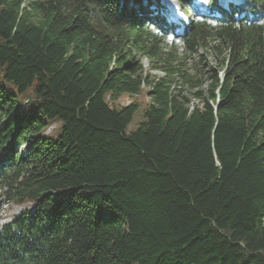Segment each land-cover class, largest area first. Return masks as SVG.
I'll list each match as a JSON object with an SVG mask.
<instances>
[{
	"label": "trees",
	"instance_id": "1",
	"mask_svg": "<svg viewBox=\"0 0 264 264\" xmlns=\"http://www.w3.org/2000/svg\"><path fill=\"white\" fill-rule=\"evenodd\" d=\"M244 1L178 32L158 0H0V206L33 205L0 264H264V0Z\"/></svg>",
	"mask_w": 264,
	"mask_h": 264
},
{
	"label": "rangeland",
	"instance_id": "2",
	"mask_svg": "<svg viewBox=\"0 0 264 264\" xmlns=\"http://www.w3.org/2000/svg\"><path fill=\"white\" fill-rule=\"evenodd\" d=\"M159 4H162L163 6L167 7L174 15L175 17H181L182 21L187 20L185 18L184 14H180V11L178 10V5L175 2V0H158ZM193 8L201 10V11H205V9H208L209 5L211 4V2L213 0H193ZM233 2H239V0H217V2H215L217 5L222 6V7H226V5L228 4H232ZM153 2L150 3L149 7L152 8L154 5L152 4ZM240 7H244L245 2L240 0V3L237 4ZM192 8H187V10L189 11V13H191L194 9ZM191 15V14H190ZM172 19V18H171ZM173 21V20H172ZM181 21V20H180ZM174 22V21H173ZM264 22V18L262 20V23ZM181 22L175 23V25H173L174 27H180ZM150 29L155 30L156 27L153 25L149 26ZM179 29V28H178ZM166 42L168 43V45L172 46L174 43L172 42V36L168 35V37L166 38ZM175 46L177 47V51L179 53H181L180 51L183 50V45L180 42H175ZM200 56H202L201 58L198 56H191L190 59L187 60V66L188 67H193L195 68L196 63H198V65H208L210 67H213V58L215 59V54H210V52L208 53H203L200 52ZM138 59L140 58V60H142L143 66L146 69V71H148L149 73H151L152 75H157L160 74L161 72L157 71V70H152L150 69V62L146 59V58H142L137 56ZM205 70V68H204ZM27 95L30 94V91H27L26 93ZM132 101H136L138 103H140V105L142 106L146 101H147V97L145 95V89L139 94V95H135V96H130V95H122L117 101H116V105L117 106H124L129 104ZM33 108L31 107H27L26 112L27 113H32ZM140 118V113L136 114L133 118V123L132 125H134L137 120H139ZM131 125V126H132ZM53 129H56V124H52L51 127L46 131V133H49L50 131H52ZM55 131V130H54ZM59 130H57L56 132H54L52 134V137L55 138L56 137V133ZM16 149H18L21 152H24V148L23 147H18L17 145L15 146ZM33 207L32 204H24V205H17L14 203H5L3 202L0 206V224L5 223V222H9L12 219H14L15 217L19 216L20 214H22V212L24 210H31Z\"/></svg>",
	"mask_w": 264,
	"mask_h": 264
}]
</instances>
